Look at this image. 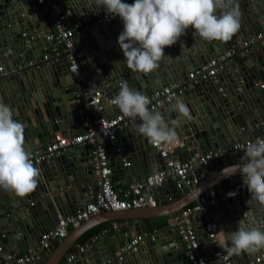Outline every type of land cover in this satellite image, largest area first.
Listing matches in <instances>:
<instances>
[{
    "label": "water",
    "instance_id": "95a60500",
    "mask_svg": "<svg viewBox=\"0 0 264 264\" xmlns=\"http://www.w3.org/2000/svg\"><path fill=\"white\" fill-rule=\"evenodd\" d=\"M238 5L241 27L230 41H203L189 27L181 37V46L178 42L166 47L164 51L167 56L160 62V67L152 73L143 74L128 68L117 43L118 35L123 30L119 17L82 29L69 50L60 47L61 56L52 58L53 44L46 37L56 32L55 23L62 18V22L72 26L75 21L98 9L95 0H43L41 4H37L36 0H0V100L14 110V119L24 124L26 149L31 152L44 148L52 142L57 132L61 137H71L75 135L74 132L71 134V128L81 125L76 114L80 105L72 95L74 90H78L87 101L89 92L84 81H73L81 76L75 77L66 71L69 57L76 62L86 80L92 81L95 86L102 85L101 93L108 99L118 95L122 81H127L130 88L149 95L171 83L185 82L187 72L199 69L220 53L238 47L244 39L264 29V0H238ZM256 48L250 49L237 63L224 67L216 76L192 84L176 98L189 107L195 119L182 122L177 129L179 147L172 150L169 158L195 165L199 157L212 149L236 141L242 143L264 133V88L258 86L261 84L264 87V46ZM175 100L157 109L166 121L177 116V113L170 111ZM109 110L113 111L110 116L120 112L116 106L109 107ZM102 116H105L104 113ZM136 123L117 128L114 140L110 142V145L119 144L120 149L127 151L125 161L128 166L122 168L121 161L114 164L112 153H107L110 167L125 172L127 182V172L139 170L141 176L136 178V182H140L147 175L157 172L158 162L161 161L148 140L134 131ZM78 148L71 147L58 157L36 165L41 172L38 186L26 196L16 197L13 192L0 190V211L15 203L22 205L30 202L26 207L27 215L25 212L22 215L13 212L6 219L9 232L0 228V235L7 241L2 246L0 264H15L14 261L23 252L34 249H37L43 264H59L77 238L93 227L92 221L80 223L72 230L67 227L69 236L55 249L51 244L46 249L40 247L43 233L53 231L59 220L74 216L82 206L93 201L94 185H84V181L86 183L88 180L84 177L75 178V172L85 164V160L76 153ZM237 157L247 162L245 152H240ZM221 162L227 168L217 172L211 161L204 166H196L194 176L199 183L198 197L207 191L215 195L219 190L215 185L224 180L230 189L235 188L234 182L243 183L240 171L228 166L234 165L233 156L221 158ZM115 176L112 171V183ZM169 181L174 185V177H169ZM169 186L166 182V187ZM89 187L93 191L92 198L84 200L82 193L87 192ZM163 188L164 185L149 192L155 197ZM187 191L186 188L173 189L177 196ZM32 195L40 200L31 202ZM186 206L188 203L178 210L174 206L159 210L141 209L133 213L135 216L131 218L167 217ZM123 213H105L104 216L118 218ZM216 214L215 226L222 238V247L214 248L206 239L203 232L204 216L200 215L195 220V232L199 246L205 253L206 264H251L253 258L264 255V249L255 254L242 253L239 256H228L224 250V245L230 244L227 233L236 230L240 219H245L251 227L264 230V206L251 198L240 196L218 206ZM166 223L173 225V218L167 219ZM2 225L5 224L0 221V227ZM137 226L138 222L131 226V235L144 236L145 230L141 228L140 232ZM157 228H152V231ZM119 234L121 239L113 237L119 243L117 250L131 238L129 234L125 236L123 231ZM168 236L173 242L171 230L150 235L134 253H128L125 259L117 262L114 261L117 251L112 248L114 244L111 238L89 239L85 252L77 253L72 261L61 264H186L184 254L167 251L171 246L166 238ZM5 253L9 256L7 261ZM216 254L224 256L225 261L219 260L214 256Z\"/></svg>",
    "mask_w": 264,
    "mask_h": 264
},
{
    "label": "built area",
    "instance_id": "2783aa9c",
    "mask_svg": "<svg viewBox=\"0 0 264 264\" xmlns=\"http://www.w3.org/2000/svg\"><path fill=\"white\" fill-rule=\"evenodd\" d=\"M43 0H36L37 4H41ZM126 3H133L134 0H123ZM118 18V17H116ZM112 18L104 12L102 8H98L91 15L75 21L70 28H68L62 18H59L55 23L56 32L46 37L47 41L53 44L51 50L52 58L57 59L61 56L60 47L64 50H69L75 39V36L87 26H96L109 22ZM264 46V29H261L244 39L238 47L231 48L220 53L216 58L211 59L204 66L199 69H194L187 72L185 82L171 83L164 88L153 91L146 95L150 99L149 108L157 110L158 108L169 104L177 97L181 96L183 91L197 82L206 81L209 78L216 76L223 71L226 62L233 57L243 56L252 48H260ZM44 59H46L44 57ZM66 71L73 76H81L75 78L73 81L78 83L84 81L85 87L88 89L89 97L86 101L82 95H77L76 103L80 105L76 114L80 118L81 129L78 133L71 137L56 136L52 142L44 148H39L31 151L34 165H38L46 159L58 157L63 152L71 147H86L90 150L89 170L95 194L93 201L82 206L77 210L72 217H66L59 220L55 225L53 231L43 233L40 236V247L46 249L51 240H61L66 235V228H76L80 223L87 221L92 216L99 213H119L131 210L154 209L156 201L154 196L149 192L153 189L161 187L165 179L174 177V189L181 188L190 189L198 185V180L194 176L195 168L198 165L204 166L207 162L218 158H225L229 156H236L240 152L246 151V146L250 142H254L257 138L264 139V134L255 138H250L244 142H237L231 145H225L217 149H212L199 157L192 165L189 162L182 163L178 160L169 158L170 146H156L150 143L151 147L155 149L157 157L162 161L160 169L147 175L140 182H133L127 185L126 189L118 195L114 188V183L111 181L112 168L108 161V145L114 140L115 130L132 125L137 121H133L128 117H124L121 112L113 114L109 110L112 107L111 100L102 101L103 94L92 81H88L82 76L76 62L69 57ZM263 88V85L259 86ZM110 111L108 116H102L103 113ZM116 153L120 154L123 167H127L128 163L125 161L128 154H124L120 148L116 149ZM147 190V191H146ZM235 192L234 197H229L228 193ZM240 196L250 198L246 186L239 183L231 190H218L215 195L211 191H207L199 196L192 204L181 209L173 216L174 235L178 242L183 246L186 264H206L205 253L199 246L197 235L195 232V220L198 216H204L203 232L206 239L209 240L210 245L216 248L219 246L218 232L214 220H208L207 213L230 200H235ZM122 224L111 222L108 228H103L98 234L92 236L91 241H95L99 236L107 235L109 231H118ZM143 235L131 236L130 240L120 249V255L117 260H121L126 253H134L137 247L143 242ZM86 246L78 247L75 254L83 253ZM0 248V253H1ZM75 254H68L66 262L72 261ZM219 260L225 261V257L216 254ZM9 256H5V261ZM38 260L37 249L35 251H26L20 255L15 261V264H36ZM264 262V255L257 256L253 259L251 264H262ZM7 264V263H5Z\"/></svg>",
    "mask_w": 264,
    "mask_h": 264
},
{
    "label": "clouds",
    "instance_id": "9594fccd",
    "mask_svg": "<svg viewBox=\"0 0 264 264\" xmlns=\"http://www.w3.org/2000/svg\"><path fill=\"white\" fill-rule=\"evenodd\" d=\"M106 15L119 17L123 30L117 43L131 70L143 74L154 72L167 56L164 49L178 42L189 27L203 41H230L241 27L238 0H95ZM110 103L124 117L136 123L134 131L149 143L172 146L179 143L177 129L182 122L193 121L189 107L179 99L171 104L175 119L165 120L161 112L150 109V99L120 83V91ZM243 165L231 168L240 171L243 184L252 200L264 206V139L257 138L246 146ZM41 172L33 163V156L25 147L24 124L14 119V110L0 100V190L24 197L33 192ZM235 192L228 193L234 197ZM246 215V214H245ZM230 244L224 245L228 256L255 254L264 249V230L251 227L245 219L237 222L236 230L227 233Z\"/></svg>",
    "mask_w": 264,
    "mask_h": 264
},
{
    "label": "crops",
    "instance_id": "0c3cea01",
    "mask_svg": "<svg viewBox=\"0 0 264 264\" xmlns=\"http://www.w3.org/2000/svg\"><path fill=\"white\" fill-rule=\"evenodd\" d=\"M92 13H89L87 16L91 15ZM85 18V17H83ZM68 28H70L71 26L68 25V24H65ZM88 27V26H87ZM87 27H84L82 29H85ZM187 39V38H186ZM258 49V48H256ZM244 56V55H243ZM243 56H236V57H233V58H230L226 64H225V67H227L229 64H233V63H237L239 61V59ZM35 65L33 64L32 67H34ZM182 82V81H181ZM258 84V83H257ZM261 84H258V86H260ZM97 88L101 89L102 85H99V86H96ZM264 88V87H263ZM77 95H81L78 90H74V93L72 96L76 97ZM78 97V96H77ZM107 100H112V99H108L106 98L104 95L102 97V101H107ZM110 113V111L107 110L106 113H104L105 116H108ZM79 123V121L77 122V124ZM81 125H77V126H74L73 128H71V134H73V132L76 134L80 131ZM257 128V126L255 127ZM264 133L260 134V135H263ZM56 136H60L59 133H55L54 134V138ZM121 140L123 141V136L121 135L120 136ZM237 143V141L235 142ZM160 146H164V145H160ZM171 147V151L169 152V155L171 154L172 150H174L175 148L179 147L178 144L176 145H172L170 146ZM117 148H120L119 144L118 145H108V148H107V151L109 153H112V157H113V162L114 164L117 163V162H120L121 161V156L120 154H117L116 153V149ZM77 155H79V158L82 159V160H85V164H84V167H81L79 168V170L77 172H75V178L76 179H81L82 177H84V179H88L87 182L85 183L84 181V185H93V181H92V178H91V174H90V170H89V160H90V150L89 148H86V147H79L76 151ZM123 153L127 154V151L123 150ZM176 160V159H174ZM234 165H243L245 162H242L239 160V158L236 156H234ZM212 162V165H213V168H214V171L217 172V171H221L222 169H225L227 167H224L222 162H221V158H218V159H214L211 161ZM162 165V162L159 161L158 162V168L160 169ZM228 166H232V165H228ZM124 168V167H122ZM142 170V168H141ZM72 171H74V169H72ZM112 171H114V174L116 175L115 176V179H114V188L116 189L117 191V194L120 195L124 189H126L127 185L130 184V183H133V182H136V178L141 176L139 175V170L137 171H129L127 172V179H128V182L126 181V178H125V172H122V170H120V168H112ZM90 179V181H89ZM166 182H168V187H166ZM237 182H234L233 183V186H236ZM164 185V188L159 190V192L155 195V201H156V207L153 209V210H159V209H162L164 207H177V210L179 209L180 206H183L184 204H187L190 205L192 204L198 197L199 195V192H197V187L199 186V183L197 186L195 187H192L190 189H188L187 192L185 193H182L181 195L177 196L176 194H174L173 192V189H174V185L171 184V182L169 181V178L165 179L164 183L162 184ZM161 185V186H162ZM81 187H84V186H81ZM215 187H217L220 191H224V190H231L228 186V183L226 180L224 181H221L219 184L215 185ZM92 188V187H91ZM160 188V187H159ZM92 189H90V187L88 188V191L87 192H83L82 195L84 197V200H91L92 198ZM206 193V192H204ZM203 193V194H204ZM202 194V195H203ZM13 195V194H11ZM34 195H32V199L31 202H38L40 199H35V197H33ZM17 197V196H16ZM42 198V197H40ZM3 201V200H2ZM30 205V202H25L23 203L22 205H18V204H12V205H9L7 208H5L3 211H0V221L2 223H4L5 225L0 228L4 229L5 232H9L8 228L9 226L6 224V219L10 217V215L14 212V213H21V215L23 214V212H25V214L27 215L26 213V207ZM225 205V203L221 204V206ZM220 206V205H219ZM23 207V208H22ZM136 211L138 210H131V211H128V212H124L123 214H120L118 216V218H111V217H107V216H104L106 212H103V213H99V214H96L94 216H92L91 218H89L87 221L85 222H89V221H92L91 222V225L93 227L89 228L88 230H86L81 236H79L75 242V244L71 245L69 247V249L66 251V255L65 257H63L60 261L59 264H61L62 262L66 261V256L68 254H75L76 251L78 250V247L80 246H86L87 245V241L89 239L92 238V236L96 235L99 233V231L103 228H108L109 227V224L111 222H117L118 224H122L120 229L118 231H109L107 235H104V236H99L98 238H107V239H112V243L114 244L113 245V249L116 248V253H115V259L114 261L117 260V258L120 255V250H117L119 249V243L118 241H116V239H121L120 237V234L119 232L120 231H123L124 232V235L126 236L127 234H129L130 236H133L131 235L132 234V229H131V226L135 223L138 222V226H137V229L138 231L141 232V228H143L145 230V235H144V240H147L150 235H154L158 232H163L165 230H171L172 231V234L174 236V240L173 242L170 241V236L166 237L167 240L169 241V243H171V246L170 248L167 250V251H170L173 250L172 252H180V254H184V249H183V246L178 242L176 236L174 235V226L173 225H168L166 223L167 219L169 218H173V216L175 214H177L178 212H176L175 214H172L170 216H167V217H162V218H141V219H136V218H131L132 216H135L133 215V213H135ZM140 211V210H139ZM207 216H208V220H214L216 221L217 220V214H216V210H210L208 211L207 213ZM28 219V218H27ZM21 222V220H19ZM85 222H82V223H85ZM142 225H141V224ZM140 225V227H139ZM154 227H158L155 231L153 230L152 231V228ZM77 228V227H76ZM76 228H73L70 226V230L72 229H76ZM94 228H96V230H94ZM94 230V231H93ZM69 236V234L66 232V235L63 239L61 240H51L50 244L52 245L53 249H55L60 243H62L67 237ZM115 237V238H113ZM218 240H219V246H223V242H222V238L220 236V233L218 232ZM164 241H165V238H164ZM163 241V242H164ZM6 238L2 237L0 235V243H1V247L4 246L6 244ZM3 247H2V251H3ZM85 250H87V247L84 249V252ZM29 251V250H28ZM33 251V250H32ZM35 251V249H34ZM16 252V251H15ZM171 252V253H172ZM25 252H23L22 254H24ZM21 254V255H22ZM130 254V253H129ZM129 254H125L122 256V258L125 259V257ZM5 255L7 256L8 254L5 253ZM37 255H38V252H37ZM185 256V254H184ZM45 260H47V257H43ZM254 259V258H253ZM253 259H252V262H253ZM117 262V261H116ZM251 262V263H252ZM36 264H43L42 261L40 260V257L38 256V260L36 262ZM125 264V263H124ZM264 264V262L262 263Z\"/></svg>",
    "mask_w": 264,
    "mask_h": 264
},
{
    "label": "trees",
    "instance_id": "16d2710c",
    "mask_svg": "<svg viewBox=\"0 0 264 264\" xmlns=\"http://www.w3.org/2000/svg\"><path fill=\"white\" fill-rule=\"evenodd\" d=\"M94 230H96V228H94ZM94 230H93V231H94Z\"/></svg>",
    "mask_w": 264,
    "mask_h": 264
},
{
    "label": "bare ground",
    "instance_id": "6f19581e",
    "mask_svg": "<svg viewBox=\"0 0 264 264\" xmlns=\"http://www.w3.org/2000/svg\"><path fill=\"white\" fill-rule=\"evenodd\" d=\"M251 198V197H250Z\"/></svg>",
    "mask_w": 264,
    "mask_h": 264
}]
</instances>
